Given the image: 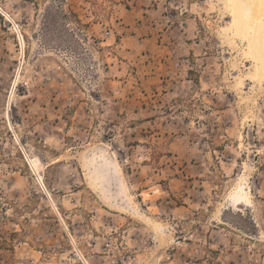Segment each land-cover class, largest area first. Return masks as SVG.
<instances>
[{
    "label": "rangeland",
    "instance_id": "rangeland-1",
    "mask_svg": "<svg viewBox=\"0 0 264 264\" xmlns=\"http://www.w3.org/2000/svg\"><path fill=\"white\" fill-rule=\"evenodd\" d=\"M232 1L0 0V264H264Z\"/></svg>",
    "mask_w": 264,
    "mask_h": 264
},
{
    "label": "bare ground",
    "instance_id": "bare-ground-1",
    "mask_svg": "<svg viewBox=\"0 0 264 264\" xmlns=\"http://www.w3.org/2000/svg\"><path fill=\"white\" fill-rule=\"evenodd\" d=\"M241 9H246L250 14L247 16ZM232 13L234 27L250 39L253 45L257 43L258 47H264V0H233Z\"/></svg>",
    "mask_w": 264,
    "mask_h": 264
},
{
    "label": "crops",
    "instance_id": "crops-1",
    "mask_svg": "<svg viewBox=\"0 0 264 264\" xmlns=\"http://www.w3.org/2000/svg\"><path fill=\"white\" fill-rule=\"evenodd\" d=\"M231 198L240 200L242 204L248 206V200L241 191L236 190L231 194Z\"/></svg>",
    "mask_w": 264,
    "mask_h": 264
}]
</instances>
